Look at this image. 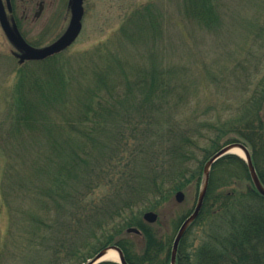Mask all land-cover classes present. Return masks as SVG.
Listing matches in <instances>:
<instances>
[{
	"label": "trees",
	"instance_id": "16d2710c",
	"mask_svg": "<svg viewBox=\"0 0 264 264\" xmlns=\"http://www.w3.org/2000/svg\"><path fill=\"white\" fill-rule=\"evenodd\" d=\"M103 72L105 77L99 69L80 67L77 94L67 100L71 108L60 107L65 115L56 122L46 119L51 134L56 126L66 131L59 139L51 138L50 147L33 159L36 177L46 173L50 177L44 187L37 186L38 178L30 179L32 167L27 161L19 163L23 155H15L18 165L11 164L15 174L9 170L12 180L3 195L13 215L14 200H21L15 198L21 196L19 191L43 196L60 214L50 223L34 213L20 219L28 235L18 240L17 248L25 259L33 257L32 264H84L113 245L129 264H171L175 236L161 232L159 221L147 223L144 209L135 212L133 208L141 201L155 211L161 202L171 201L174 193L197 184L205 163L231 142H241L249 149L264 186V74L226 124L221 125L220 120V125L206 123L212 135H207L204 158L195 160L194 141L203 135L194 125L197 123H189L192 116L187 121L175 120L192 94L184 65L131 68L123 77L110 67ZM125 94L142 97L126 100ZM117 96L112 101L107 98ZM134 104L142 112L139 117L128 110ZM122 106L128 114L122 115L126 110ZM78 111L84 113L77 115ZM110 127L115 130H107ZM96 189L107 194L96 199L91 195ZM55 198L61 202L56 204ZM29 224H34L32 232ZM130 228L140 233H129ZM49 241L51 259L45 262L38 252L43 246L48 251ZM176 264H264V196L252 183L244 159L228 154L212 165L203 206L179 244Z\"/></svg>",
	"mask_w": 264,
	"mask_h": 264
},
{
	"label": "rangeland",
	"instance_id": "374dc122",
	"mask_svg": "<svg viewBox=\"0 0 264 264\" xmlns=\"http://www.w3.org/2000/svg\"><path fill=\"white\" fill-rule=\"evenodd\" d=\"M203 1L207 0L86 1L77 40L59 55L40 62L20 64L0 30V264L33 262V257L25 259L17 248L18 240L28 235L20 219H28L29 213L40 214L49 223L56 213L60 217L50 200L29 191H19L21 196H15L21 200H14L13 215L3 191L10 185V174H15L11 169V164L18 165L15 155H23L19 163L27 161V166H31L33 159L50 147L51 138L59 139L58 135L65 133L64 127L56 126L51 134L46 130L45 121L52 118L56 122L65 115L60 107L71 108L67 100L77 94L80 67L99 69L103 77V70L110 67L115 75L123 77L131 68L145 70L184 65L192 94H189L190 103L185 113L180 112L175 120L187 121L186 117L192 116L189 123H197L194 125L203 135L194 141L197 145L195 160L204 158L203 147L209 142L207 135H212L206 123L218 124L220 120L221 125L226 124L231 114L238 111L245 94L254 89L256 79L264 74V0H211L207 4ZM69 22L70 19L61 17L52 25L44 42L54 40ZM125 95L126 100L142 97ZM107 98L112 101L119 97ZM128 108L131 114L141 116L138 105ZM124 109L126 106H122L121 110ZM72 111L73 108L66 114ZM125 112L128 114L126 109L122 115ZM83 113L78 111L77 115ZM107 130L114 131L115 127ZM234 154L244 157V153L243 156ZM31 167L32 172L26 166L25 169L30 179L35 180L38 174L33 172L35 165ZM49 178L47 173L40 176L37 186L44 187ZM201 184L202 177L197 184L181 190L185 197L180 203L175 199L176 192L171 201L161 202L155 211L148 209L150 204L141 201L133 210L144 209L142 216L154 211L160 231L176 236L184 217L196 205ZM105 194V190L96 189L91 195L97 199ZM55 201L56 204L61 202L59 198ZM28 227L32 232L34 224ZM135 240L141 244L140 237L135 236ZM49 242L48 251L43 250V246L38 252L45 262L51 259L52 241Z\"/></svg>",
	"mask_w": 264,
	"mask_h": 264
},
{
	"label": "water",
	"instance_id": "95a60500",
	"mask_svg": "<svg viewBox=\"0 0 264 264\" xmlns=\"http://www.w3.org/2000/svg\"><path fill=\"white\" fill-rule=\"evenodd\" d=\"M84 15L83 8V0H72L71 1V19L70 23L66 29V31L53 43L44 47V48H34L31 47L27 42L23 39V37L19 34V32H14L10 29L6 17L5 11L0 0V22L3 26V29L7 33L10 41L19 49L22 50L23 53L20 55V62L23 63L25 60L28 61H41L45 60L49 57H52L70 47L75 40L78 38L81 30H82V19ZM240 149L244 153V157H242L249 171L250 178L252 183L254 184L257 191L264 196V186L261 183V180L256 172L255 166L252 161V157L249 149L241 142H231L225 146H223L217 153H215L204 165L203 175H202V184L200 187V191L198 193L196 205L192 211V213L186 217V219L181 224L172 244L171 249V264H176L177 252L179 248V244L187 232L188 228L194 223V221L198 218L201 208L203 206V202L207 193L210 171L212 165L221 157H224L228 154H234L233 149ZM184 193L182 191H178L175 194V199L177 202H182L184 200ZM143 219L150 224H153L157 221L158 216L154 211H148L144 213ZM129 233H140V231L136 228L128 229ZM115 250L118 254V262L119 264H129L121 251V249L115 245L106 247L99 251L93 258L89 259L86 264H99L105 260L102 258L106 255L109 250Z\"/></svg>",
	"mask_w": 264,
	"mask_h": 264
},
{
	"label": "flooded vegetation",
	"instance_id": "af4514ba",
	"mask_svg": "<svg viewBox=\"0 0 264 264\" xmlns=\"http://www.w3.org/2000/svg\"><path fill=\"white\" fill-rule=\"evenodd\" d=\"M72 0H1L7 23L14 32H19L23 39L34 48H44L57 40L67 29L59 33L54 40L45 43L44 39L48 35L50 28L61 17L66 20L71 19ZM83 0L84 14L85 3ZM69 25V24H68ZM0 30L13 47L12 54L20 61L23 53L8 38L0 22ZM26 62V61H25Z\"/></svg>",
	"mask_w": 264,
	"mask_h": 264
},
{
	"label": "bare ground",
	"instance_id": "6f19581e",
	"mask_svg": "<svg viewBox=\"0 0 264 264\" xmlns=\"http://www.w3.org/2000/svg\"><path fill=\"white\" fill-rule=\"evenodd\" d=\"M232 152L243 156V152L238 148L233 149ZM102 260L118 261V254L115 250L111 249L106 253V255L102 258Z\"/></svg>",
	"mask_w": 264,
	"mask_h": 264
}]
</instances>
